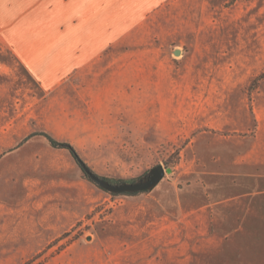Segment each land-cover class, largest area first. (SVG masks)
<instances>
[{"label": "rangeland", "instance_id": "rangeland-1", "mask_svg": "<svg viewBox=\"0 0 264 264\" xmlns=\"http://www.w3.org/2000/svg\"><path fill=\"white\" fill-rule=\"evenodd\" d=\"M203 1L79 20L71 1L0 0V264H264V192L242 194L264 185L251 175L264 164V0ZM73 41L105 47L74 67ZM37 131L103 176L172 172L112 193L44 137L21 142Z\"/></svg>", "mask_w": 264, "mask_h": 264}, {"label": "crops", "instance_id": "crops-1", "mask_svg": "<svg viewBox=\"0 0 264 264\" xmlns=\"http://www.w3.org/2000/svg\"><path fill=\"white\" fill-rule=\"evenodd\" d=\"M63 1H65V2L71 1L72 2L71 9H70L71 11L70 12L67 11L65 13L66 15L72 16L75 18H80L79 20H81V17L88 18L87 20H90V18H97V17L110 18L113 16L125 17V18L129 17V16L146 17L149 15L155 14V12L159 11L160 9L167 8V6L172 7V5L180 4V2H186V1L189 2L191 0H63ZM194 1H196V0H194ZM223 1L224 0H204L203 2H205V3L210 2L214 6H218ZM77 27H80V26H77ZM93 27L94 26H91L88 24L85 28H93ZM72 28H74V25H72ZM107 28H111V26L107 25ZM104 47L105 46L96 47L95 43L91 44L90 42H87L82 47L80 45L79 41H73L72 45L69 48L71 52L69 51V54H66L65 52H63L62 56L64 58V62H66V61H68L67 59H69L68 56L70 55V60H69L71 62L70 64L74 67H76V66L79 67L80 65L88 63L90 61V59L97 56V54H100L101 50ZM62 48L64 50L68 49V47H66V46H63ZM37 132H41V131H37ZM37 132H32L28 136H30L31 134L37 133ZM43 132H47V133L51 134L52 136H54L52 133H50L48 131H43ZM28 136H26V137H28ZM33 136L34 137H37V136L43 137L40 135H33ZM54 137H56V136H54ZM25 138L21 142H23L25 140ZM250 150L252 151V145L249 147L248 151L250 152ZM254 171L255 172H252V174H251L254 178L257 176L258 177H264V164H263V166H260L259 164H255ZM261 187H264V185L259 183L258 190L255 189V190H251L248 192L244 191L242 194L248 195V194H250V192L252 193V192H256V191H258V192L263 191L264 192V188H261ZM152 190H150V191H152ZM143 193H146V192H143ZM201 196L204 197L203 195H201ZM204 198H207V197H204ZM200 199H202V198H200ZM219 200L222 201L221 199H219ZM201 202L202 203H201L200 207L209 206V204L207 203V200L206 201L202 200ZM165 203L166 202L158 200V203L155 205H157V207H159L160 209H163V208H165V206H164ZM168 212H171V211H168ZM47 224L48 225L46 227H50V225L55 227L54 232H51V230L46 228L47 230H44L42 233L41 238L43 240L49 242L55 236L59 235V233L61 232L62 222H59V218L57 216L55 218L54 222H51V223L48 222ZM119 224L123 225V220H120V222H118L117 220H115V221L112 220L109 223V231L111 232L112 229L117 228ZM12 231H13V229H12ZM8 234L10 235V232H8ZM11 234H13V233H11ZM110 236H112V235H110ZM8 238H10V237L8 236Z\"/></svg>", "mask_w": 264, "mask_h": 264}, {"label": "water", "instance_id": "water-1", "mask_svg": "<svg viewBox=\"0 0 264 264\" xmlns=\"http://www.w3.org/2000/svg\"><path fill=\"white\" fill-rule=\"evenodd\" d=\"M182 50L177 48L175 54H181ZM166 172H172V168H167L161 164L152 167L147 174L135 181L111 182L107 179H101L91 174L94 181L103 189L112 193H136L152 190L165 176Z\"/></svg>", "mask_w": 264, "mask_h": 264}, {"label": "trees", "instance_id": "trees-1", "mask_svg": "<svg viewBox=\"0 0 264 264\" xmlns=\"http://www.w3.org/2000/svg\"><path fill=\"white\" fill-rule=\"evenodd\" d=\"M33 135L43 136L46 139V141L48 142V144L50 146L54 147V148L67 150L71 154V156L73 157V159L75 160L77 165L81 168V170L84 173L85 177L87 179H89L90 181L96 183L94 181V179L91 177V174L95 175V176H97V177H99L101 179H107V180H109L111 182H123V181H125L124 179H113V178L98 174L91 167V165H89L88 162L81 156V154L79 153L77 148L71 142L66 141V140L58 139V138L52 136L51 134H49L47 132H43V131L31 134L30 136L26 137L25 140L30 138V137H32ZM143 192H148V191H143ZM138 193H141V192L124 193V194H128V195L133 194V195H135V194H138Z\"/></svg>", "mask_w": 264, "mask_h": 264}]
</instances>
